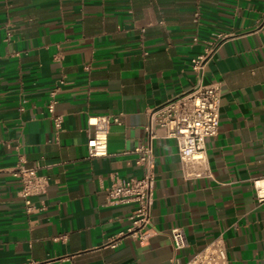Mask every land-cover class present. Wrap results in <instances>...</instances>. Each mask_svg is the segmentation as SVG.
<instances>
[{
    "label": "crops",
    "instance_id": "0c3cea01",
    "mask_svg": "<svg viewBox=\"0 0 264 264\" xmlns=\"http://www.w3.org/2000/svg\"><path fill=\"white\" fill-rule=\"evenodd\" d=\"M213 40L203 72L221 86L219 132L206 142L211 176L185 179L175 140L159 129L142 242L128 231L132 204H110L107 188L114 175L145 173L132 149L147 139L148 109L192 88L191 59ZM99 114L120 122L108 154L90 158L88 120ZM19 163L48 178L32 205L11 172ZM258 182L264 0H0V264H185L216 238L230 264H264ZM174 227L187 238L181 250Z\"/></svg>",
    "mask_w": 264,
    "mask_h": 264
},
{
    "label": "built area",
    "instance_id": "2783aa9c",
    "mask_svg": "<svg viewBox=\"0 0 264 264\" xmlns=\"http://www.w3.org/2000/svg\"><path fill=\"white\" fill-rule=\"evenodd\" d=\"M218 40L209 41L202 53L191 59V67L197 82L190 90L180 96L156 107L149 108L146 125L147 139L139 140L132 151L139 153L138 163L147 166L145 173L137 178L114 175L107 188L110 204H132V213L128 220V231L145 242L151 236L153 194L155 174L152 168L153 140L160 136L158 130L166 129V137L176 142L181 160V173L185 179L211 176L206 142L216 136L221 118V86L219 82H204L203 72L207 62L212 58ZM56 91L52 92L49 103L53 111ZM56 126L61 127V116L55 118ZM120 122L119 115L99 114L89 117L92 128L88 140V157H101L108 154V134L110 126ZM12 174L20 182V194L27 205H32L31 198L46 192L48 178L39 175L37 166H26L19 163L11 168ZM257 185L259 200L263 194ZM171 239L176 250L187 246V238L181 227L171 230ZM112 247L118 242L109 237ZM231 260L222 238H216L201 250L195 252L185 264H230Z\"/></svg>",
    "mask_w": 264,
    "mask_h": 264
},
{
    "label": "bare ground",
    "instance_id": "6f19581e",
    "mask_svg": "<svg viewBox=\"0 0 264 264\" xmlns=\"http://www.w3.org/2000/svg\"><path fill=\"white\" fill-rule=\"evenodd\" d=\"M258 184H259V186H261L262 191H263V187H262V186H264L263 183H261V184H262V185H261L260 182H258ZM263 192H264V191H263Z\"/></svg>",
    "mask_w": 264,
    "mask_h": 264
}]
</instances>
